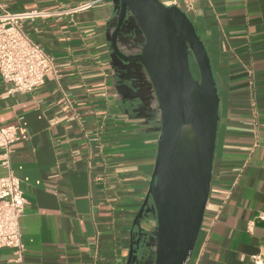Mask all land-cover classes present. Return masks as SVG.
I'll list each match as a JSON object with an SVG mask.
<instances>
[{"label": "crops", "instance_id": "0c3cea01", "mask_svg": "<svg viewBox=\"0 0 264 264\" xmlns=\"http://www.w3.org/2000/svg\"><path fill=\"white\" fill-rule=\"evenodd\" d=\"M159 1L195 25L219 95L209 198L189 264H264V0ZM4 12L42 14L23 30L53 63L32 93H8L0 78V125L27 136L10 155L26 201L24 263L125 264L159 112L143 70L113 54L114 4L0 0ZM7 172L0 166V177ZM141 226L150 233L155 223ZM13 260L0 248V264Z\"/></svg>", "mask_w": 264, "mask_h": 264}, {"label": "water", "instance_id": "95a60500", "mask_svg": "<svg viewBox=\"0 0 264 264\" xmlns=\"http://www.w3.org/2000/svg\"><path fill=\"white\" fill-rule=\"evenodd\" d=\"M111 1L113 54L143 70L159 112L154 167L133 220L125 264H189L209 198L219 123L209 56L195 25L177 6ZM125 29L133 42L140 36L132 56L118 43ZM149 217L155 223L150 233L141 226Z\"/></svg>", "mask_w": 264, "mask_h": 264}, {"label": "built area", "instance_id": "2783aa9c", "mask_svg": "<svg viewBox=\"0 0 264 264\" xmlns=\"http://www.w3.org/2000/svg\"><path fill=\"white\" fill-rule=\"evenodd\" d=\"M95 3L84 4L80 9H88ZM40 15L37 12L0 15V78L8 85V93H32L53 70L48 54L31 42L23 30V22ZM26 137L21 127L0 125V166L8 171L0 177V248L13 251L15 264H25L19 220L26 201L20 180L10 171V155L14 145Z\"/></svg>", "mask_w": 264, "mask_h": 264}, {"label": "flooded vegetation", "instance_id": "af4514ba", "mask_svg": "<svg viewBox=\"0 0 264 264\" xmlns=\"http://www.w3.org/2000/svg\"><path fill=\"white\" fill-rule=\"evenodd\" d=\"M121 37L123 38V40H124V49L126 50V51H130V50H136V49H138L137 47H138V43L137 42H139V40H140V36H137V38H136V40H138V41H132L131 40V38H130V35L128 34V30L127 29H125V32L121 35ZM135 54V52L134 53H128V56H132V55H134ZM126 63H130V62H126Z\"/></svg>", "mask_w": 264, "mask_h": 264}, {"label": "rangeland", "instance_id": "374dc122", "mask_svg": "<svg viewBox=\"0 0 264 264\" xmlns=\"http://www.w3.org/2000/svg\"><path fill=\"white\" fill-rule=\"evenodd\" d=\"M191 73H192L193 77L196 76L197 73H196L195 67L193 68L191 66Z\"/></svg>", "mask_w": 264, "mask_h": 264}, {"label": "trees", "instance_id": "16d2710c", "mask_svg": "<svg viewBox=\"0 0 264 264\" xmlns=\"http://www.w3.org/2000/svg\"><path fill=\"white\" fill-rule=\"evenodd\" d=\"M194 77H197V74H196V76H194Z\"/></svg>", "mask_w": 264, "mask_h": 264}]
</instances>
